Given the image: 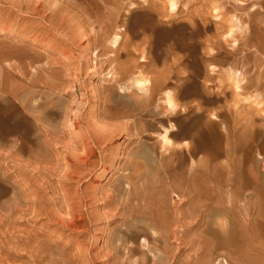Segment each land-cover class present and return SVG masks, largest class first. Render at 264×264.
I'll return each mask as SVG.
<instances>
[{"label":"rangeland","instance_id":"1","mask_svg":"<svg viewBox=\"0 0 264 264\" xmlns=\"http://www.w3.org/2000/svg\"><path fill=\"white\" fill-rule=\"evenodd\" d=\"M177 2V9L172 10L168 0H0V117L5 126L0 127V133L4 128L11 132L6 140L0 137V179L10 183L9 196L13 192H28V187L35 184L51 198L52 187H60L70 198L66 202L60 195L63 214L67 204H73L86 214H92L94 219L86 233L71 235L65 231L60 235L47 219L38 221L31 216L13 214L9 224L16 235L5 233L8 240L1 245L8 264H106V255L118 243L120 231L142 225L141 221H128L126 214L116 210V204L107 198L113 199L124 183L123 176L132 171L135 149L142 148L134 130L114 136L101 146L103 149L97 147L99 152L97 154L96 150L94 159L97 162L103 158L107 172L103 173V166L94 169L83 176V183L65 176L67 161L75 163L74 155L84 154L81 145L91 143L89 139L107 128L106 123L116 122L103 117L104 111H119L132 103L106 75L107 60L115 56L108 37L112 32L121 29L122 33L117 53L132 51V62L140 66L147 65L140 63L139 56L142 50L149 51L150 41L159 45L158 40L168 36L187 39V48L172 51V57L177 60L188 57L191 68L180 62L173 65V58L167 66L173 65L180 72L196 71L206 94H226V102L207 107L205 120L216 121L215 114L224 104L242 116L252 114L256 119H264V113L261 114L264 109V0ZM254 11L260 14L248 23V14ZM217 16L220 19L215 18ZM235 16L247 19L242 22L245 23L242 32L235 33L239 39L236 45L230 43L227 36L231 17ZM197 19L206 26L199 41L189 40L193 35L190 28L172 26L180 22L192 26ZM145 27L148 32L144 31ZM206 40L216 43L219 50L216 59ZM163 49L166 50V46ZM125 59L121 57L119 61ZM158 66L163 68V63ZM240 73H243L240 77L245 78L241 86L249 80L253 87L235 89L232 77ZM223 146L225 141L221 140V148ZM221 151L219 162L223 166L226 156ZM250 158L237 157L238 164L233 163L235 170L226 167L224 171L225 166L208 163L212 171L206 166L209 169L205 168L207 172L203 173L205 178L207 176L206 182L210 179L209 184H213L214 178L217 184L207 185L212 187H208L212 192L208 190L211 194L205 201L204 217L200 225L190 226L188 242L191 243L186 251L176 252L175 264H264V162L257 154ZM214 176L222 177V181H216ZM226 178L243 185L250 180L261 190L262 197L255 196L251 189L237 208L232 209L228 200L218 207L217 201H222L224 195L222 190L231 191L230 187H219V182ZM150 190L147 192L151 196ZM172 197V201L178 203V199ZM31 198L32 195H23L21 205L24 207H21L24 210ZM4 209L6 207L0 204V210ZM262 209L263 214H260ZM5 230L0 228L2 235ZM51 234L54 235L51 237ZM170 242V251L176 250L178 242L173 239Z\"/></svg>","mask_w":264,"mask_h":264},{"label":"bare ground","instance_id":"2","mask_svg":"<svg viewBox=\"0 0 264 264\" xmlns=\"http://www.w3.org/2000/svg\"><path fill=\"white\" fill-rule=\"evenodd\" d=\"M240 1L242 2V0ZM168 3L173 10L177 9L179 2L177 0H168ZM248 6L249 4L247 8ZM35 11L38 12L37 9ZM35 11L33 9V12ZM259 14L258 11H254L252 15L248 14L249 22H247L250 23L253 17ZM215 18L220 19V16ZM241 19L237 16L231 17V24L229 23L230 29L227 36L231 39L229 42H233L235 45L239 42L235 33L242 32L245 24H242V22L247 20ZM172 26H180L183 29L190 28L193 34L189 38L191 41H199L202 32L206 30L203 21L198 19L192 26H189L186 22L175 23ZM147 29L148 27H145L144 31H147ZM120 30H118L119 32H112L108 36L115 56L113 59L109 58L107 60L106 75L111 77L109 81L115 83L118 91L121 90L125 93L124 98L129 99L132 103L123 106L119 111L115 109L113 111L109 110V112L104 111L105 115L103 117L105 116L108 121L115 120L116 122L113 124L106 123L105 127L107 128L92 135V137L90 136L92 138V140L89 139L91 143L81 145L84 154L74 155L75 163H72L73 161L71 162V160L70 162H68L69 160L67 161L65 176L82 182L83 176H86L87 173L105 165L103 158L97 162L94 159L97 147L103 149L101 146L114 136L130 133L134 130L136 132L135 135L137 134L140 137V144H143L142 148L138 151V146L135 151L133 150L136 154L131 160L132 171L128 175L123 176L125 177L124 183L122 182L120 188L116 190L117 194L113 195V199L110 196L107 198H109V202L112 201L113 204H116V210L121 212V214H126L128 221H141L142 225L121 230L118 243L106 255L108 259L104 262L106 264H175V260L178 257L176 252L178 250L180 252L186 251L187 246L191 243L188 242L190 226L193 224L200 225L204 217L203 208L206 205L205 201L210 198L208 196L212 192L209 189L212 187L209 186L213 184L216 186L215 184H217L213 182L214 178L213 184H209L210 179H208V183L206 182L207 176L205 178V174H203L206 169L209 170L206 166H208V163L220 164L219 161L223 153L221 150L224 151L226 156L227 165H223L225 166L224 171L235 166L233 163L237 157H241L243 160H250L253 154H257L261 156L264 162V119L262 116V119H256L252 114L242 116L235 112L234 109H230L229 105L225 106L224 104L219 107V110L217 109L218 112L215 114L216 121H206L205 113L207 107L226 102V94L224 92L206 94L205 89L198 82L196 71L190 73L180 72L173 66L180 62L181 65L191 68V66L189 67L191 62L188 57L184 56L179 60L172 57L174 56V51H184L187 48L186 41L188 40L168 36L158 40L161 48L153 41H150L152 46H149V51L142 50L140 56L138 54L139 59H141L140 63L147 64L140 66L136 62H132L134 60L132 51L124 50L117 53L122 41ZM206 42V45L209 44L211 50L215 52L213 56L216 59L218 57L216 54H219L216 43L211 40H206ZM144 43L147 42L145 41ZM142 45L144 46L145 44L142 43ZM155 46L159 48H155ZM165 46L166 50L163 49ZM121 57L126 58L124 62L119 61ZM170 58H173V65L167 66ZM160 63H163V68H159L158 65ZM241 75L243 73H240L238 77L236 75L232 77L231 83H234L235 89L245 90L253 87L248 79V83L241 86V83L245 80L244 77H240ZM140 92L143 94L139 95ZM249 99L245 98V100ZM263 113L264 109L261 114ZM258 121L263 123L259 124ZM2 126H4V121L0 117V127ZM215 126H218L219 129H215L217 128ZM10 135V130L5 128L0 133V137L4 140L9 138ZM221 140L225 141V147L221 148ZM98 152L97 150V154ZM235 163L236 165L238 164L237 160ZM128 166L130 168V164ZM220 166L219 170L223 171V166H221L222 168ZM208 167L210 168L211 166ZM102 168L103 173H105L107 168L105 166ZM221 171L218 173L220 176ZM216 177V181H222L220 179L222 177L219 179ZM231 179L229 178L228 181L227 178L224 179L227 181L223 180L226 184L219 182V187H230L231 191L226 193L222 190L224 195L222 196L223 198L221 197L222 201H217L218 207L219 205L224 206V201L228 200L232 209L237 208L240 202L247 199L245 195L251 189L255 196H261V190H258L257 185L255 186L257 187L256 190L253 186L255 184L249 182L250 180H247L244 183L245 185H243L237 180ZM208 184L209 188L207 187ZM9 186L11 185L6 179H0V204L6 207V209L0 210V228H6L3 235L0 231L1 264H8L7 259L3 258L4 246L1 245L8 240L7 235L9 232L12 233L13 227L9 224V220L13 214L19 213L22 216H31L38 221L47 219L54 224L56 233H60V235H63L62 232L65 231L71 235L84 233V231L86 233V230L94 222L92 214H86L81 209L75 208L73 204H67L63 214L60 207L61 204L59 205L60 195L64 196L62 198L66 199V202H69L70 198L68 194L62 193L60 187H52L53 192L51 198H49L35 184L32 187H28V192H13L12 196H9L11 191ZM149 189H152V191L150 190L151 196L147 192ZM26 194L32 195L33 198L27 203V210H24L25 208L21 207H24V205H21V199ZM172 196L178 199V203L172 201L174 199ZM6 197L8 198L4 200ZM106 199L105 204L108 203ZM111 206L113 207V205ZM262 211L263 209L260 214H263ZM180 229L181 232H178ZM55 231L52 233H55ZM12 234L16 235V233ZM52 235L54 234H51V237ZM9 239L15 238L10 237ZM171 239L178 242V248L176 247L177 249L173 251H170ZM84 257L82 256V258Z\"/></svg>","mask_w":264,"mask_h":264}]
</instances>
